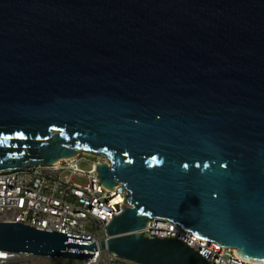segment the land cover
<instances>
[{
	"label": "water",
	"instance_id": "water-1",
	"mask_svg": "<svg viewBox=\"0 0 264 264\" xmlns=\"http://www.w3.org/2000/svg\"><path fill=\"white\" fill-rule=\"evenodd\" d=\"M80 153L126 190L109 239L0 222V250L209 264L157 217L264 263V0H0V171Z\"/></svg>",
	"mask_w": 264,
	"mask_h": 264
},
{
	"label": "built area",
	"instance_id": "built-area-1",
	"mask_svg": "<svg viewBox=\"0 0 264 264\" xmlns=\"http://www.w3.org/2000/svg\"><path fill=\"white\" fill-rule=\"evenodd\" d=\"M86 153L37 165L0 171V222L22 223L45 230L89 237L91 242L108 240L106 228L124 207L126 190L117 183L113 190L97 179V162L88 171L79 168ZM100 161L104 159L100 158ZM84 179L83 183L76 181ZM145 236L176 239L196 251L209 264H264L241 258L236 249L220 246L182 229L166 218H152L139 230ZM0 264H140L120 258L107 248L89 259L38 257L29 253L0 250Z\"/></svg>",
	"mask_w": 264,
	"mask_h": 264
},
{
	"label": "rangeland",
	"instance_id": "rangeland-1",
	"mask_svg": "<svg viewBox=\"0 0 264 264\" xmlns=\"http://www.w3.org/2000/svg\"><path fill=\"white\" fill-rule=\"evenodd\" d=\"M97 161H100V157H98L97 155L86 153L83 155V158L80 160L78 166L81 170L88 171L91 169L92 165ZM76 181L83 183L84 179L78 178Z\"/></svg>",
	"mask_w": 264,
	"mask_h": 264
},
{
	"label": "bare ground",
	"instance_id": "bare-ground-1",
	"mask_svg": "<svg viewBox=\"0 0 264 264\" xmlns=\"http://www.w3.org/2000/svg\"><path fill=\"white\" fill-rule=\"evenodd\" d=\"M58 161H59V160H58ZM58 161H57V162H58Z\"/></svg>",
	"mask_w": 264,
	"mask_h": 264
}]
</instances>
